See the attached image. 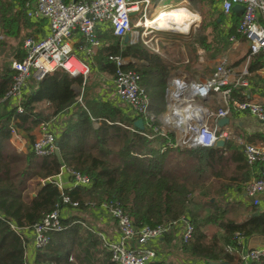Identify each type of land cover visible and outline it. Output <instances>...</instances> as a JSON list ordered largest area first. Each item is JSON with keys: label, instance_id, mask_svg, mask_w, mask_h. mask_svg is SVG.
<instances>
[{"label": "trees", "instance_id": "trees-1", "mask_svg": "<svg viewBox=\"0 0 264 264\" xmlns=\"http://www.w3.org/2000/svg\"><path fill=\"white\" fill-rule=\"evenodd\" d=\"M235 19L228 35L238 36L239 19ZM0 28L2 35L22 45L31 36L26 8L15 12L11 3H1ZM107 36L112 38L111 46L96 55L103 58L104 70L116 77L117 68L110 57L132 58L138 64L125 65L124 69L154 81L157 87L166 85L172 69L165 58L142 44L123 50L120 38L112 33ZM218 48L224 56L229 45ZM24 56L22 49L15 58L21 61ZM15 73L10 67L0 66V99L10 90ZM34 84L22 103V113L16 108L0 113V213L17 229H32L66 195L80 203L79 211L87 212L89 203L119 204L137 228L187 220L195 232L187 243L181 241V252L204 264H240V257L229 253L227 248L240 252L246 239L264 236V211L255 206L243 207L227 197L231 188L242 189L234 182H244L237 176L240 166L233 167L232 163L240 161L241 154L230 142L220 149L175 147L173 133L168 135L169 140L160 136L151 140L144 135L153 134L147 123L144 131H140L135 127L136 118L124 116L119 107L98 103L88 111L79 106L58 140L61 160L56 155L40 158L34 152L25 155L9 150L13 125L31 134L42 121L61 115L77 104L83 78H73L59 70ZM45 103H50L51 112L42 108ZM150 109L156 112L158 107L153 103ZM154 126H159L158 121ZM63 167L88 176L91 189L74 187L60 191L54 178ZM39 180L45 181L44 185ZM33 181L38 183L33 185ZM32 186L36 188L34 197ZM7 222L0 221V264H74L71 263L74 254L78 264H95L86 258L98 256H102L96 261L98 264H113L100 238L85 225L88 221L78 215L63 221L65 229L52 234V242L46 249L35 251L33 262L27 254L29 238L14 231ZM212 228L215 231L209 230ZM151 264L175 263L160 260ZM258 264H264V260Z\"/></svg>", "mask_w": 264, "mask_h": 264}, {"label": "built area", "instance_id": "built-area-1", "mask_svg": "<svg viewBox=\"0 0 264 264\" xmlns=\"http://www.w3.org/2000/svg\"><path fill=\"white\" fill-rule=\"evenodd\" d=\"M220 2L222 12L226 17L233 14L234 7H244L238 33L247 41L252 56L264 55V0H220ZM152 5L151 0H36L32 4L27 3L25 7L27 18L39 22L45 21L47 34L41 38L30 36L24 41L25 56L21 61L14 60L11 63V70L16 73L10 90L5 97L0 99V107L12 103V107L16 108L18 113H22L24 94L29 82L31 80L40 82L59 70L66 71L73 78L88 79L90 68L75 54L76 45L81 44L80 53L87 59H92L97 50L103 47L99 34L111 31L115 37L125 38L135 28L144 27L142 24L146 22L148 15H151ZM132 15H139L141 21L139 19V22L134 24ZM144 29L145 37L153 35L157 30L147 27ZM78 38H80L79 41ZM230 41H235V39L231 38ZM110 61L117 68L114 86L118 99L131 109L134 118L142 119L144 122L146 120L149 123L147 125L152 127L155 116L150 115V99L141 87V75L133 70L124 69L126 61L121 56H112ZM231 76L225 64L221 63L213 78L208 81H197L192 77H184L188 80V90L192 95L184 103L190 106V114L193 117L194 110H196L195 103L200 102L205 105L213 95L223 94L224 96L222 107L216 113L207 111L204 115L206 122L199 125L194 133L181 134L179 130L169 126L166 119L167 122L163 126L154 128L152 135H144L151 140L159 136L169 140L168 135L174 133L179 136L174 144L175 147L216 148L218 140H228L231 136L227 131L212 128L210 119H227L231 112L235 111L250 114L264 122V105L237 101L231 97V91H224ZM79 101L82 99L79 98ZM40 130L41 134L32 144L31 151L40 158L55 155L56 150L59 149L55 126L50 121H42ZM19 134V129L13 125L11 135L17 138ZM163 150H165L164 147ZM243 154L248 167L264 165V145L247 144L243 148ZM63 170L69 173L74 187L91 189L92 182L88 176L66 167H63ZM56 185L60 191H63L59 183ZM245 195L250 199L252 206L260 207L264 195V178L249 182L245 188ZM89 206L106 213L117 224V239L115 240L109 239L104 233L94 231L100 238L104 249L109 253L113 264H151L163 260L155 249V244L175 231H178L181 241L187 243L195 232L193 224L184 219L155 228L150 226L137 228L129 213L119 204L105 202L101 205L90 203ZM79 209L80 203L65 195L55 209L45 215L42 221L35 224L32 229H17L14 224L7 222L1 213L0 221L10 224L14 231L23 233L24 238L31 235L34 249H46L52 242V234L65 229L64 215ZM239 241H243V238L239 237ZM227 251L231 254L236 253L240 257V264H258L264 260L263 247L240 252L230 247ZM195 262L204 264L201 261Z\"/></svg>", "mask_w": 264, "mask_h": 264}, {"label": "crops", "instance_id": "crops-1", "mask_svg": "<svg viewBox=\"0 0 264 264\" xmlns=\"http://www.w3.org/2000/svg\"><path fill=\"white\" fill-rule=\"evenodd\" d=\"M36 0H21L20 9H24L26 7L27 3H34ZM164 1V0H163ZM213 1L215 8H219L222 11L221 8V2L220 0H209ZM24 2V3H23ZM152 2V0H151ZM186 0L180 1L181 5H184ZM178 3L174 7L180 6ZM158 5V4H157ZM154 6L153 11L151 12V15H148L147 19L153 20L156 16L154 15V11H156V6ZM188 8L192 14H193V20H197V15L194 14L191 6L187 4L185 6ZM19 9V11H20ZM223 14V12H222ZM140 15V13H139ZM139 15H133L134 24L139 22ZM224 15V14H223ZM225 16V15H224ZM149 17H154L149 18ZM226 17V16H225ZM228 20L225 21L226 30H224L223 36L227 35L229 38V41L231 38L235 39V41H230L231 44L229 48L226 50V53L224 54L223 59H221V63L225 64L226 70L229 71V73L232 74L229 84L226 88H224V91H231V97L237 101L240 102H253L255 104L264 105V55L259 54L252 56L249 52L248 43L245 39H243L240 34L238 33V36H231L228 35L229 30H231L235 26V18L241 19V15H237L234 13L229 17H226ZM29 20V19H28ZM141 21V19H140ZM31 23L30 32H33L36 37H44L47 34V23L45 21L39 22L34 20H29ZM143 22V21H142ZM144 23V22H143ZM195 24V23H193ZM191 25L190 29L187 32H184L182 34H185L186 36L190 35V30L193 26ZM239 25V24H238ZM139 30H142V32H139ZM144 27L141 28H135L132 33L128 35V38L121 39V47L123 50L129 49L133 47L134 45L142 44L145 45L146 48L150 49L151 51L158 53L161 57L164 58V56L168 59V46L164 44V37L157 38V35L161 32L166 31H160L156 30L153 35H150L148 37H145L143 35ZM228 31V32H227ZM112 33L111 31L105 33V34H99V38L101 39V42L103 44V47L97 50L96 55L99 52H104L108 46H111L112 38L109 39V36L107 34ZM180 33V32H178ZM1 28H0V39L1 37ZM107 36V37H106ZM192 34L190 35V43H193L192 40ZM105 37V38H104ZM105 39V40H104ZM80 38H78V41ZM110 41V42H109ZM82 42V41H81ZM80 46L81 44L76 45V51L75 53L77 56H79L83 61L89 66L90 68V75L88 79H83V86L82 88L78 89V98H77V104L70 107L68 110L61 113V115L55 116L54 119L56 122H60L57 130L58 139L61 138L63 135L65 128L67 125L72 122L73 117L77 114V110L79 106H81L85 111H88V108L93 109L94 106L98 103L100 104H107L111 105L113 107H119L124 116L131 117L134 119V115L132 114L131 109L122 101H120L116 95L115 86H114V80L115 76L107 72L103 69L104 63L102 61V57L100 55L94 56L92 59H87L84 57L82 53H80ZM193 52V45L191 44V56ZM203 55H204V48H201V51L197 53V56L200 57V62L203 63ZM165 58V59H166ZM124 59V58H123ZM167 64L169 62L167 61ZM126 61V65H137L138 62L135 61L132 58H126L124 59ZM187 65L189 64V61H186ZM219 63V64H221ZM219 64L216 65L213 72L209 75H207V71L200 72L198 69H192L191 71L186 68L183 69V77H192L193 79L197 81H208L213 78L214 73L216 72L217 67ZM176 70H180L179 68H174ZM93 72V74H92ZM174 72H171L170 77L167 79V83L165 86L160 87L156 86L154 81H149L148 79H143L141 82V87L145 91L146 95L150 99V107L151 104L155 103L156 107H158V110L154 112L150 109V115L155 116V121L152 122L153 133L154 128L157 126H154V123L158 121L159 127L163 126V124L168 120L169 126H172L180 131L181 134L183 133V129L190 125L191 118L193 119V116L190 114L189 108L184 107L185 106V100L188 98V96L192 97L191 92L188 90L189 83L186 78L179 77L176 79L172 78ZM92 74V75H91ZM33 80H31L28 84V87L24 94V99H26L27 95L31 93V87L30 83ZM175 84V88L174 85ZM174 88V95L175 99H172L173 89ZM188 93V94H186ZM79 98L82 99V101H79ZM224 96L222 95H213L208 99V101L205 103V105H202V108H205L204 113L206 114L207 111H210L212 113H216L223 105ZM44 109H46V113L51 112L50 103H45L42 105ZM196 106V103H195ZM10 110L13 109L12 103H7L6 105L0 107V113L4 110ZM176 109V110H174ZM206 111V112H205ZM198 112L202 117V121H200L199 125H202L206 122L204 120L203 112ZM195 112V115H196ZM194 115V116H195ZM230 121V125L221 127L219 126L218 122L219 120H216L215 118L210 119V126L214 129H217L218 131H227L231 138L228 140H225L226 143L230 142L231 145H233L234 149H236L237 153L241 154V164L240 161L232 162L233 167H236L237 165L240 166V171L238 172L239 179L241 181H244L241 184H236L238 182H234L233 185L238 186L241 185L242 189L241 191H236L235 188H231L229 192L227 193V197L236 203L241 204L243 207H252L250 199H248L245 195V188L246 185L251 182L254 179L258 178H264V165H258L254 168H250L246 165L245 157L243 154V148L247 144H253V145H264V122L259 121L257 118L250 114L245 113H238L235 111L231 112V115L227 118ZM54 120V121H55ZM147 123L145 120L144 124ZM149 124V123H147ZM99 125H96L98 127ZM19 136L13 137L11 135V139L8 142V149L11 151H16L19 154H29L31 151V143H34V141L40 136L41 130L40 125L37 126L31 134L26 133L25 131H22L19 129ZM174 134V133H173ZM176 139L179 138L177 134H174ZM30 144V145H29ZM235 155V153H234ZM238 157L237 155H235ZM244 159V160H243ZM70 175L66 170H63L61 172V175L54 178L56 183H59L63 190L66 189H72L73 181L72 178H69ZM42 185H44L45 181L39 180ZM38 182H32L33 185L37 184ZM32 196H36L33 193ZM262 203L260 206L261 211H264V195L261 199ZM91 209V208H90ZM93 212L89 214V212L85 211H72L71 213L64 215V220L70 219L72 216L78 215L80 217H83L86 221H88L87 224H85L91 231H97L104 233L109 239L115 240L117 239V224L114 220H112L111 217H109L106 213L100 211L91 209ZM63 220V221H64ZM28 248H27V254L31 262L34 261L35 257V251L33 247V240L32 236H28ZM162 241V240H161ZM156 246V244H155ZM264 248V236H258V237H252L249 239H246L243 244V249H256V248ZM100 257L98 256L96 259L93 257L92 259L86 258V261H91L92 263L98 264L96 262ZM74 259H71V263L78 264L77 258L74 254ZM84 258V256H83ZM85 259V258H84ZM163 260L165 258L163 257Z\"/></svg>", "mask_w": 264, "mask_h": 264}, {"label": "rangeland", "instance_id": "rangeland-1", "mask_svg": "<svg viewBox=\"0 0 264 264\" xmlns=\"http://www.w3.org/2000/svg\"><path fill=\"white\" fill-rule=\"evenodd\" d=\"M1 3H11L12 8L15 12H17L20 9V0H0ZM182 0H152V6L150 8V12L153 11L154 6L157 5L156 13L159 12L160 8L164 5H172L173 7L180 3ZM187 3L184 5L191 6L194 14L197 15V20L195 21V24H193L190 35L192 34V40L193 43H190V35L186 36L185 34L174 32V31H166L161 32L157 35V38L164 37L165 41L164 44L168 46V54L170 58H164L167 59V61L170 64L171 72H174L172 75L173 79L183 77V69L188 67V69L191 71L192 69H198L200 72L207 71V75L211 74L216 67L217 64L221 63V59L223 57L220 54V48L221 45H229L231 42L229 41V38L227 35L223 36L224 30H226L225 21L228 20L223 14L222 11L219 8H215L213 1L208 5L209 0H205L207 4H204L200 0H186ZM0 3V4H1ZM152 18V17H149ZM135 20L132 22L134 23ZM139 32H142V30H139ZM23 35L29 34V32H23ZM33 33L31 32V35ZM34 35V34H33ZM207 36L206 40L204 41L205 37ZM2 38L0 39V66L1 67H10L11 69V63L14 60H17L15 58L16 53L19 51H22L24 46V41L22 45H17L13 39L10 40L6 36L2 35ZM26 40V38L24 39ZM218 42L217 45L213 44L215 42ZM228 41V44L225 43ZM191 44L193 45V52L191 56ZM208 45L211 47L209 48ZM204 48V55H203V63L200 62V57L197 56V53L201 51V48ZM24 51V50H23ZM76 54V53H75ZM213 55H217L213 59ZM186 61H189V64L187 65ZM221 61V62H220ZM174 68H179L180 70H176ZM93 74V72H92ZM91 74V75H92ZM184 78V77H183ZM35 82L32 81L30 83V86H34ZM188 94V93H186ZM191 97L188 96V99ZM202 103L197 102L196 106L201 105ZM195 106V107H196ZM184 107L189 108V111L191 110L189 105H185ZM194 107V108H195ZM54 118L50 119V122L55 126V128H58L60 122L54 121ZM192 122V118L190 121V124ZM189 126V125H188ZM33 143H31L32 145ZM30 145V144H29ZM35 187L32 186L30 189L33 193L35 191ZM35 194V193H34ZM90 205V203H89ZM88 205V212L91 214L93 212L92 207ZM91 208V209H90ZM211 232L215 231L214 228L209 229ZM181 238L178 234V231H175L170 236L165 237L162 241L158 242L155 246V249L159 253L160 256L164 257L166 260V263H175V264H196L194 260L189 259L188 257L184 256L181 252Z\"/></svg>", "mask_w": 264, "mask_h": 264}, {"label": "bare ground", "instance_id": "bare-ground-1", "mask_svg": "<svg viewBox=\"0 0 264 264\" xmlns=\"http://www.w3.org/2000/svg\"><path fill=\"white\" fill-rule=\"evenodd\" d=\"M154 12L156 13V11ZM193 23H195V21L193 20L192 12L188 8H186L185 5L180 4V6L178 7H173L172 5L162 6L153 20L147 19L146 22H144L142 25L144 27L150 29L154 28L160 31H174L184 33L190 29ZM173 85L175 88V84ZM174 88H172V99H175ZM195 109V112L201 111L203 112V115L205 114L201 105L196 106ZM202 117L203 116L196 112V115L193 117L191 124L183 129V133L186 135L194 133L198 129L199 123L200 121H202Z\"/></svg>", "mask_w": 264, "mask_h": 264}, {"label": "water", "instance_id": "water-1", "mask_svg": "<svg viewBox=\"0 0 264 264\" xmlns=\"http://www.w3.org/2000/svg\"><path fill=\"white\" fill-rule=\"evenodd\" d=\"M234 13H236L237 15H242L244 13V7L243 6H236L234 7L233 9ZM133 16V15H132ZM128 38V35L125 37V39ZM219 126L221 127H225V126H228L230 125V121L229 119H221L219 120L218 122ZM135 127L140 130V131H144L145 129V125H144V121L142 119H139L135 122ZM226 145V141L223 140V139H220L217 141V144H216V148L217 149H220V148H224ZM55 155L56 157L61 160V157H60V151L59 149L56 150L55 152ZM254 216H257V214H255ZM212 264H217V263H212Z\"/></svg>", "mask_w": 264, "mask_h": 264}]
</instances>
